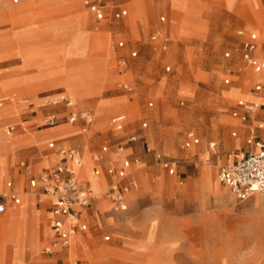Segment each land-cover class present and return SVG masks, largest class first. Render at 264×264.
I'll return each mask as SVG.
<instances>
[{"label":"rangeland","instance_id":"1","mask_svg":"<svg viewBox=\"0 0 264 264\" xmlns=\"http://www.w3.org/2000/svg\"><path fill=\"white\" fill-rule=\"evenodd\" d=\"M66 1L33 0L16 7L8 5L9 8L0 7L1 23L24 24L21 30L14 32L10 37L0 33V62L12 59L20 61V66L0 69V92L5 93L23 87L25 93L32 94L36 89L28 85L63 76L61 81L50 86L63 88L75 104L89 106L98 92L94 85L90 87L81 84V80L94 78L90 65L82 63L77 68H74L73 63L69 66L65 65L67 61L71 63L72 60L81 58L86 53L84 59L95 61L102 74L114 77V80L100 86L97 97H119L120 100L112 98L99 101L95 109L96 115L107 116L117 111L98 123V128L95 127L94 130L92 127L85 133L88 134L89 141L91 140L85 151L90 158H93L100 154L102 147H106V152L116 153V147L119 145L123 150L113 155V159L120 156L119 154H130L127 158L129 168L132 164L138 167L132 168L138 181V189L129 193L127 198L147 190L148 186L154 187L156 183L163 187L168 183L180 186L187 178L193 182V187H203L205 180L206 187L218 190L219 186L227 195V189L216 182V172L222 163H216L215 159L231 153L236 154L238 151L222 149L223 133L220 125L223 122L220 121L227 118L234 120L230 113L235 111L237 101L257 102L256 99H249L248 90L252 86V81L259 77L246 71V67L241 63V42L247 37V33L253 30L260 39L264 40V0L257 2L256 0H193L192 14L178 13L172 21L183 23L197 32V36L180 41L184 47L181 62L161 60V54L166 52L160 49L159 40L155 42L149 40L150 35L156 32L154 28L149 27V15L155 25L164 27L169 23V18L161 9H148L146 5L151 4L153 0H147L148 3L143 0L132 1L138 2L141 14H130L124 5H120L119 7L126 10V15L122 19L116 21L106 19L100 23L105 22L110 27L113 25L119 29L124 25L129 29L130 36L126 37L121 32L109 34L106 29L92 31L89 34L91 50L87 52L88 40L84 31L81 30L80 23H74V17L81 18L85 22L86 12L76 11L70 14ZM178 1L180 3L178 6L175 1L171 3L172 9L188 12L186 8L188 0ZM78 4L81 7V0ZM250 5L252 8L249 7ZM218 6L233 14L224 12ZM245 7L251 8L254 13L249 10L250 14H244ZM261 11L262 14L255 13ZM88 15L93 22L91 14ZM160 16H164V22L158 21ZM138 23L143 27V38L138 27L135 26ZM20 25L15 27L10 24L0 25V30L9 28L14 30L21 27ZM238 31H243V34L237 35ZM170 38L172 39L171 36ZM118 42L123 43L122 48L116 47ZM153 46H158L156 51L152 50ZM132 51L136 52L134 58L128 55ZM225 53L228 54L227 57H224ZM117 56H123L126 61L127 69L123 76L117 74ZM14 63L16 62L2 63L0 67ZM166 66L169 67L168 71L164 70ZM238 73H242L240 78L234 76ZM224 79H228L230 83L224 85ZM261 79L264 80V74L261 75ZM124 82L129 83L130 92L120 88ZM62 91V89L40 90L28 96L16 94L14 101L4 95V99L12 101L8 102V107L13 111V119L0 126V146L4 140L19 143L29 138L34 131L44 127L42 131L34 133V136L40 138L44 133L56 134L64 129L62 126L46 128L44 124L47 115L60 117L57 113L62 107L59 101V97L63 95ZM149 103L150 107H148ZM82 110L90 111L96 119L91 109ZM31 111L34 112L33 115L29 114ZM5 112V107L0 109V118L6 114ZM251 113H248L249 116ZM118 114L125 115L126 124L122 131L115 132L109 125V119ZM63 122L65 123L64 119L59 120L57 124ZM142 124L145 126L142 127ZM256 125L253 123L252 126ZM6 126H13L14 133L5 136ZM233 131V127H226L224 136L230 139L239 138V134H236L235 138L230 137ZM187 133L193 134L198 139L197 146L202 147V152H207L208 159H202L201 152H194V147H183ZM130 135L134 136L136 141L128 144L126 138ZM95 137H99L98 141ZM240 139L242 142L243 136ZM210 142L215 144L213 150L207 149V144ZM45 143L46 140L43 144ZM232 143L236 146L237 141L233 140L230 143L224 140L223 145L229 148ZM134 147L136 150L130 153L129 148ZM21 159L24 158L18 160ZM52 161L51 155L49 162ZM163 161L174 165L175 176H169L162 169ZM82 165H85L88 177L93 180L90 173L91 163L86 154L83 155ZM203 169L205 174L208 173V176L204 175V179L201 174ZM129 180L134 183L130 176ZM100 185L101 182L95 184L97 188ZM146 192L132 199L133 210L151 207L149 191ZM21 197L22 203L18 208H22L24 221L34 235L40 222V217L33 209L34 196L31 193H22ZM27 197L33 200L32 204H25ZM207 197L210 198L209 203L199 213H195L196 215L193 214L192 207L185 208V212L192 215L191 219H197L198 222L193 224L189 221L180 227L184 241L174 249L176 252L174 254L178 255L175 261L179 264H264V194H253L244 201L231 197L230 204L214 203L211 195ZM252 197L254 204L251 202ZM127 211H131L128 205ZM12 214L8 211L0 219V228H2L0 264H6L7 261L6 255L4 257L6 244L15 243L20 245L19 253L13 254L11 264L39 263V252L46 246L48 238L44 239L36 254L25 255L21 260L22 242L38 244L39 240L35 236L26 238L21 224L18 228L19 233L15 234L14 227L8 225L17 223V217ZM42 228L43 225L40 226V229ZM44 233L46 234V231ZM103 235L104 233L96 234V242L110 249L109 244L101 241ZM111 240L114 241L112 237ZM151 240L152 236L149 234L146 243H150ZM71 244L73 246V241ZM136 249L141 252L146 251L144 246ZM93 251L98 255V260H102L103 255L106 254V250L101 247H95ZM108 260L111 264H141L136 258L115 254ZM158 260L154 250L146 258L145 264H159Z\"/></svg>","mask_w":264,"mask_h":264},{"label":"crops","instance_id":"2","mask_svg":"<svg viewBox=\"0 0 264 264\" xmlns=\"http://www.w3.org/2000/svg\"><path fill=\"white\" fill-rule=\"evenodd\" d=\"M29 0H19L18 4L16 5H8L11 7H16L24 4ZM93 0H81V7L80 4H78L79 0H67L66 6H69L68 12L70 14H74L76 11H84L86 12V21L84 22L81 18H75L74 17V23L78 22L81 25V30L84 31V34L86 36L87 44H86V52L87 50H91L90 48V40H89V34L92 31H98V30H107V33L116 34L121 32L126 37L130 36V31L126 26H121V28H117L115 26H111L109 24L100 23L102 21H106V19L111 20H120L126 15V10L122 7H119L120 5H124L130 12V14H141V10L138 8V2H132L133 0H101V3L95 12H91L88 10L87 4L92 2ZM146 1L147 0H143ZM175 1L177 6L180 4L178 0H153L151 4H147L148 9H161L164 14L167 15L169 18V23L166 26H159L153 24L151 21L150 15L148 19V24L150 29H155V33L151 34L149 37V40L151 42H155L156 40H159V46L160 49L166 53L161 54V60L163 61H182V51L184 50L183 45L181 44V40H185L186 38L197 36V32L193 28H190L186 26L185 24L181 23H173V17H175L176 14L182 13V14H192L191 9L193 8V0H188L186 8L188 9V12H184L182 10L178 9H172L171 3ZM257 2V0H256ZM1 3V0H0ZM247 3H250V1H247ZM235 5L237 3L235 2ZM61 6V5H58ZM219 7V6H218ZM249 7L252 8L250 5ZM221 8V7H219ZM251 8L245 7L244 14L248 13H254ZM224 12L233 14V12H229L223 8H221ZM250 10V12H249ZM121 11H124L125 14L123 16H120L118 18H115L114 15L117 13H120ZM143 12V11H142ZM256 14H262L261 12H255ZM88 14H91L93 18V22L91 21ZM109 14V15H108ZM108 15V16H107ZM158 21L164 22V16H160L158 18ZM136 23V22H135ZM10 24L11 26L15 27L17 25H13L10 22H4L0 25H7ZM98 25H102L101 27ZM18 29L12 30V28L9 29H3L0 30V33H3L5 37H10L14 32H18L22 29L24 24L22 23ZM136 28L138 29L141 37L143 38L144 32L143 27L141 24H135ZM253 28V27H252ZM258 28V26H256ZM136 29V30H137ZM253 30V29H252ZM137 31V32H138ZM255 34L257 37L258 42H264V40L260 39V37L257 35V33L253 31H249L247 34ZM243 31H238L237 35H242ZM247 35V36H248ZM172 37V39L170 38ZM177 39V40H176ZM247 40V37L241 42V48L242 44ZM36 44V41L34 42ZM118 44H121V46H118ZM117 48H122L123 43L118 42L116 44ZM155 46L152 47V50L156 51ZM166 48V49H165ZM180 51V53H179ZM131 53H134V57L136 56V52L132 51L128 55L130 58ZM252 57L257 60L260 65L261 69L263 68V62H264V52H261L260 50L256 49L252 54ZM86 56V53L81 57H77L74 60H72L71 63L67 61L65 63L66 66L74 64V68H77L79 65L83 64H89L91 71L93 72V80L86 79L81 80V84L83 86H96L97 88V94L94 95V99L91 102L92 104L88 105H78L74 102L70 101L69 97L66 95L63 88L57 87L54 88V86H50L52 83L59 82L63 79V76H57L53 79H48L44 81H38L31 85H28L36 89V91L32 94L31 93H25V89L23 87L21 88H14L8 92L1 93L0 92V109L6 108V114L0 118V126L4 122H8L13 119V111L8 107V102L14 101V96L16 94L18 95H33L36 92H39L40 90H51V89H62L63 91L61 94L62 96L70 101L72 103V107H66L63 102L62 107L58 111L57 115L60 116L59 120H63L64 117H66L70 112L74 111L76 113H80L83 108L91 109L93 111V115L95 114V109L98 107V103L100 100H106V99H119V97L115 98H98L97 95L100 91V86L105 84L106 82H110L111 80H114V77L112 76H106L101 73L99 68V65L95 63V61H89L84 59ZM10 61H15L16 63L10 64L7 66L0 67V69L10 68V67H17L20 66V61L17 59H12L2 63H7ZM151 61V59L149 60ZM263 61V62H262ZM241 63L246 67V71H252V69L245 65L243 61ZM83 67V66H82ZM116 67L118 68L117 74L118 76H123L126 72L127 65L125 58L123 56H117V64ZM165 68L169 67L166 66ZM164 68V70H165ZM259 71V72H260ZM244 72V71H243ZM242 72V73H243ZM258 72V73H259ZM238 73L234 75L236 78H240V74ZM32 74V73H30ZM256 74V73H254ZM140 75H142V72H140ZM256 82H261L264 84V81H252V86ZM123 86H127L128 89H124ZM144 86V85H142ZM248 90L249 99H256L252 93L251 88ZM120 88L125 92H130L131 87L129 83L124 82L120 85ZM4 95L9 96L11 100L4 99ZM129 99V97H128ZM122 101V100H121ZM240 101V100H239ZM238 102V101H237ZM236 102V103H237ZM7 103V104H6ZM245 103H250L245 102ZM150 104V103H149ZM148 107L151 106V104ZM82 110V111H81ZM111 112L107 116L104 115H96V119L92 116V113L90 111H87L92 116V122L89 125H85L82 120L77 119L74 123L68 124V123H58L57 126H62L64 129L59 130V132L56 134H42L40 138H37L34 136V133L40 132L43 129L34 131L29 138L24 139L22 141L18 142H6V140L3 141V143L0 146V191H10L13 195H15L19 202L17 205H13L10 201H5L4 203V211L0 213V219L8 212H12V216L15 215L17 217V223L16 224H8L14 227L15 234L19 233V227L20 224L22 225V231L26 234V238H31L32 236H35L37 240H39L38 244H30L27 241H23L21 244L22 247V257L23 256H31L38 252L40 249V246L43 244L44 239L48 238V241L46 242V246L50 243L52 237L50 232V222H49V210L51 208V200L45 196H42L39 193V188L37 187H30L29 181L32 179H36L38 175L45 169L47 166V162L40 159V155L43 153H48L49 157L51 156V151L47 150V144L53 143L55 147H65V148H73L77 151L79 157H82L84 154L88 156V160L91 163L90 166V173L94 177L93 172L94 170L98 171V177L96 179H99L101 184L97 188V200L92 202L89 206L80 209L79 211V221L85 224L86 230L84 232H78L71 238V242L73 241V246L70 244L65 248H55L52 250L51 254L46 255L43 253V249L46 247H43L39 252V263L36 264H111V261L108 260L111 255H118L121 257H127V258H136L141 264H145L146 258H148L149 255L152 254L154 250H156V257L159 261V264H179V262L175 261V258L178 257L177 254H174L175 248L181 244H183V233L180 230V227H182L186 222H191L193 224H196L198 222L197 219H191V214H188L185 212V208L192 207L193 214L199 213L207 203H209L210 198L207 196H212L214 203H225L230 204L231 197L233 195L229 192L228 188L220 183L217 179V172H216V181L219 185L225 187L227 189V195L225 192H223L219 186L218 190H215L212 187H206L205 186V180L203 182V187H193V182L190 181L189 178L185 180V182L180 186H173L172 184L168 183L165 187L161 186L159 183H156L154 187L150 188L148 186L147 190L137 192V194L131 196L130 198H127L126 200V194L129 189L122 198V203L124 205V210H117L114 211L111 206V198L115 193L114 188L112 187V183L115 180V173L117 170L121 168V163L124 159L128 158V155L130 154H121L117 158L113 159L112 156L115 154H118L120 152H113V151H107V152H101L100 154L96 155L99 157L98 161L94 160L93 158L89 157V154L87 151H85V147L89 144L91 140L89 141L88 134L85 133L88 132L92 127L95 130V127L98 128V123L104 121L109 115L115 113ZM233 113L235 115H233ZM246 110V108H238L236 106L235 111L230 113V116L234 118V120L227 118L220 122H223L221 125V130L223 133L222 136V149L224 151H238V153L230 155H223L215 159L216 163H222L221 166L231 165L237 162L239 159L242 158L243 152L245 149V140L250 135H257L260 132L256 129V126H252L253 123H258L260 120H262L264 112L262 109L256 110L251 113ZM30 115H33L34 112H29ZM244 115L245 119L240 120L239 116ZM50 116L47 115L46 118ZM54 116V115H52ZM55 117V116H54ZM121 117L122 118V129L126 124L125 115L124 114H118L113 118ZM109 119V121L111 120ZM236 120V121H235ZM46 122V121H45ZM46 125V123H44ZM231 126L233 127L234 131L230 133V137L235 138L236 134H239V138L237 139H230L224 136L226 127ZM81 127V129H80ZM111 127V126H110ZM224 128V130H223ZM113 131L114 128L111 127ZM122 129L120 131H122ZM80 130V131H79ZM1 132V131H0ZM119 132V131H115ZM14 133V127L13 126H6L4 135L8 136ZM188 134V133H187ZM184 138V141L186 140V136ZM191 134V133H190ZM2 135V133H1ZM193 135V134H192ZM131 136V135H130ZM194 136V135H193ZM243 136V141L241 142V137ZM54 137V138H51ZM129 137V136H128ZM127 137V138H128ZM195 137V136H194ZM96 141H98L99 137ZM126 138V143H127ZM196 138V137H195ZM46 140V143L43 144V142ZM198 140V139H197ZM224 140L229 141L230 143L233 142V140H236V146H233V143L229 148H225L223 145ZM136 141V138H135ZM134 141V142H135ZM93 142H95L93 140ZM133 142V143H134ZM184 143V142H183ZM131 144V143H128ZM208 144H213V148H209ZM207 144V149L213 150L215 147V144L210 142ZM38 145V148H37ZM197 144L192 145L190 147H194L193 151L195 152H201L200 156L202 159H208L207 152H202V147H198ZM118 146V145H117ZM184 147V146H183ZM188 147V148H190ZM185 148V147H184ZM132 150H136V147L129 148L130 153ZM19 158H24L21 160H18ZM15 160H18L14 162ZM14 162V163H13ZM120 163V164H119ZM119 164V165H118ZM24 166H26L28 169L24 170ZM109 166H112L113 173L108 174L107 169ZM173 168V174L169 176H175V167L173 164H171ZM218 167V168H219ZM73 169L77 176L79 177V180L83 182L84 184L89 185V183H93L94 186L97 183L94 180H91L88 177V173L86 171L85 165L82 166V168L73 166ZM163 169V168H162ZM80 170V174H79ZM204 169L202 170V179H204ZM218 171V169H217ZM166 172V171H165ZM129 176L132 178V176L129 174ZM95 178V177H94ZM133 179V178H132ZM209 179V178H208ZM134 180V179H133ZM211 180V179H209ZM6 183H10L11 187L10 189H7L5 187ZM148 185V184H147ZM138 189V187H137ZM136 189V190H137ZM134 190V191H136ZM132 191V192H134ZM146 191H149L150 195V208H142L133 210V204L132 199L134 197H137L143 193H147ZM22 193H31L34 196V204L33 209L36 211L37 215L40 217L39 227L34 232V235L30 232V229L28 228V224L25 223L23 218V210L22 208H18L22 203ZM108 193L109 197H107L105 194ZM253 196V195H251ZM249 196V197H251ZM247 197V198H249ZM247 198L240 200L244 201ZM235 199V198H234ZM212 200V199H211ZM239 201V200H238ZM251 202L254 204V197H252ZM32 204L33 200L29 197L25 199V204ZM127 205L128 208H130L131 211H127ZM16 208H18L16 210ZM195 214V215H196ZM32 217V215L30 216ZM43 225V228L40 229V226ZM2 228H0L1 230ZM46 231V234L44 233ZM98 233H104V235L101 237V241L104 244H109V248H105L101 245H99L96 242V234ZM151 234L152 240L150 243H146V240L148 238V235ZM111 237L114 239V241L111 240ZM4 243V239H3ZM6 243H4L5 246ZM144 246L146 248V251L141 252L137 250L136 248ZM19 243L15 244H6L4 247L5 254L6 255V264H11V258L13 257V254L19 253ZM95 247H101L102 249L106 250V254H104L102 260L97 259V254L93 251ZM176 253V252H175ZM22 264H24L22 262Z\"/></svg>","mask_w":264,"mask_h":264},{"label":"built area","instance_id":"3","mask_svg":"<svg viewBox=\"0 0 264 264\" xmlns=\"http://www.w3.org/2000/svg\"><path fill=\"white\" fill-rule=\"evenodd\" d=\"M19 0H1L2 5H16ZM101 0H93L88 3V10L91 12L97 11ZM124 11L114 15L115 18L123 16ZM121 46V44H118ZM264 52V42H258L255 34L251 33L247 36V40L242 44L241 60L249 66L254 73H258L261 69L260 63L252 57V53L256 50ZM134 57V53L130 54ZM228 54L225 53L224 57ZM168 71V68H165ZM230 81L223 80V84L227 85ZM128 89L127 86H123ZM252 95L257 102L245 103L241 100L236 103L238 108H247V111L254 112L262 109L264 112V84L256 82L251 88ZM59 101L63 102L66 107H72V103L66 100L63 96L59 97ZM150 105V104H149ZM248 105V106H246ZM233 115H235L233 113ZM240 120H244L245 116H239ZM76 119L82 120L85 125L92 122V116L87 111L76 113L70 112L64 117L65 123L72 124ZM59 119L50 115L46 118V126L55 125ZM109 125L115 131L122 129V118L116 117L109 121ZM145 124H142L144 127ZM256 129L260 132L257 135H250L245 140V149L243 156L237 162L231 165L221 166L217 171V179L224 184L229 192L236 200H243L254 193L264 194V115L260 120ZM134 136L127 138V143H133ZM198 143L197 138L188 133L186 140L183 143L185 148ZM209 148H213V144H208ZM47 150L51 151L53 161L49 162V154L43 153L39 157L41 160L47 162L45 169L38 175L36 179L29 181V186L39 188V193L51 200V208L49 210V222L51 241L43 249L46 255L51 254L55 248H65L68 246L70 238L78 232L86 230L85 224L79 221V211L82 208L89 206L92 202L97 200V194H93L87 184L81 182L75 173L73 166H80V157L77 151L73 148L55 147L53 143L47 144ZM122 146L116 147V152H121ZM101 152H106V147L101 148ZM95 161L99 160L98 156L94 157ZM161 167L168 175L173 174V168L170 162L163 161ZM28 168L24 166V170ZM129 162L124 159L121 163V168L115 173V180L112 187L115 190L111 198V206L114 211L124 210L122 203L123 195L133 187V182L129 180ZM107 173H113L112 166H109ZM93 175L98 177V171L94 170ZM5 187L10 189L11 184L6 183ZM109 197V194H105ZM5 201H10L13 205H17L19 199L10 191H0V213L4 211Z\"/></svg>","mask_w":264,"mask_h":264},{"label":"bare ground","instance_id":"4","mask_svg":"<svg viewBox=\"0 0 264 264\" xmlns=\"http://www.w3.org/2000/svg\"><path fill=\"white\" fill-rule=\"evenodd\" d=\"M29 1H33V0H29ZM29 1H27V2H29ZM26 3V2H25ZM0 7L1 8H9L8 6H5V5H2L1 3H0ZM258 35V34H257ZM263 62V61H262ZM252 73V72H251ZM253 75H255V76H258L259 78L258 79H256L255 81H264L263 79H261V75L262 74H264V62H263V68H262V70L259 72V73H256V74H254V73H252ZM71 101V100H70ZM55 126H57V124H53V125H50V126H46V128H49V127H55ZM6 142H8V141H6ZM119 155H121V154H119ZM82 161H83V156L82 157H80V168H82ZM133 167H136V168H138L137 167V165L136 164H132L131 166H130V168L128 169V172L130 173V175L132 176V178L134 179V183H133V187H132V189L130 190V191H128L127 192V194H126V200H127V195L129 194V193H131L132 191H134V190H136L137 189V187H138V181H137V179L135 178V176H134V171L132 170V168ZM79 174H80V170H79ZM206 176H208V173H206L205 174ZM93 177V176H92ZM79 178V177H78ZM93 180L94 181H96L97 182V184L98 183H100V180L99 179H96V178H94L93 177ZM94 183V182H93ZM91 184V183H89V188H90V190L92 191V193L93 194H96L97 193V187L96 186H94V184ZM254 194H257V193H254ZM253 195V194H252ZM71 245V238H70V240H69V242H68V245Z\"/></svg>","mask_w":264,"mask_h":264}]
</instances>
